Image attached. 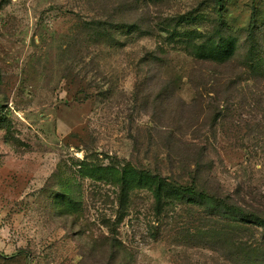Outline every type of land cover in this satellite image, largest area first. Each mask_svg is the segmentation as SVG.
I'll return each mask as SVG.
<instances>
[{"label": "rangeland", "instance_id": "374dc122", "mask_svg": "<svg viewBox=\"0 0 264 264\" xmlns=\"http://www.w3.org/2000/svg\"><path fill=\"white\" fill-rule=\"evenodd\" d=\"M219 32L261 80L264 0H0V264H225L206 236L226 221L173 188L264 194V81L216 118L237 69L188 48ZM185 143L208 147L198 173Z\"/></svg>", "mask_w": 264, "mask_h": 264}, {"label": "trees", "instance_id": "16d2710c", "mask_svg": "<svg viewBox=\"0 0 264 264\" xmlns=\"http://www.w3.org/2000/svg\"><path fill=\"white\" fill-rule=\"evenodd\" d=\"M220 19V18H219ZM218 30L224 28V24L218 23ZM132 29L127 30L128 33ZM150 34L149 30L146 31ZM126 33V34H128ZM223 32H219L220 39L215 42V44L210 43L212 46L210 49L204 45H189L191 56L195 59L196 64L199 62H207L210 64L228 65L233 66L234 72L225 73L226 75L217 77L221 80H214V88L210 87L212 93L218 95L213 99V104L211 106L212 110L215 111V116H225L229 109L228 105L231 100V95L235 92L242 94L251 93L249 87L246 86L251 79L249 74H253L255 83H260L264 81V77L260 80L257 79V68L254 70L250 66L252 60H244L243 63L236 64L233 62L235 51L237 50V39L236 37L224 36ZM245 42L253 47L256 42L254 29H249L245 35ZM164 55H169L165 52ZM155 60L166 63V59L161 56L153 55ZM163 59V60H162ZM163 61V62H162ZM232 62V63H231ZM256 64L259 65V61L256 59ZM256 65V66H257ZM165 76V75H164ZM255 76V77H254ZM191 78V77H190ZM206 83L200 81L199 87H205ZM243 86L246 91H242ZM223 88L224 95H220V89ZM254 91L259 92L257 87H252ZM201 91L198 92L200 96ZM258 95V94H257ZM222 96V97H219ZM254 96V94H251ZM256 97V94L255 96ZM262 95L259 94L257 98L251 101L253 107L259 114L258 125L264 124V99H261ZM197 101V100H196ZM217 101H224V104H217ZM196 105L194 102L189 104V106ZM253 112V110H252ZM217 118V117H216ZM239 120L242 118L239 116ZM253 118V117H252ZM255 124V126L257 125ZM264 126V125H263ZM256 128V127H255ZM188 147L186 151H171V147L168 148L171 156H176L179 160H192L196 165L197 173L200 171L201 164L205 160L210 161V157L207 154L208 147L205 145H198L194 143H185ZM172 152V153H171ZM177 193L184 192L186 190H191L189 193L194 196V201L204 204L207 207L208 212L211 215L216 216L222 220L226 221V225L219 226L217 223L212 224L208 230V241L207 249L211 252L215 259H219L225 264H264V194H261L259 198L253 200L252 203H246L245 201L238 199L235 193H219L215 189L207 191L200 184L193 185V187L188 188L186 185L180 184L177 187H173Z\"/></svg>", "mask_w": 264, "mask_h": 264}]
</instances>
